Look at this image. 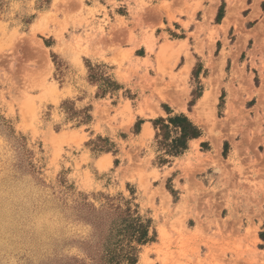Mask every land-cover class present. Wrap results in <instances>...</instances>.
I'll list each match as a JSON object with an SVG mask.
<instances>
[{"label": "rangeland", "instance_id": "rangeland-1", "mask_svg": "<svg viewBox=\"0 0 264 264\" xmlns=\"http://www.w3.org/2000/svg\"><path fill=\"white\" fill-rule=\"evenodd\" d=\"M168 111L202 130L178 156ZM129 243L135 264H264V0H0V264Z\"/></svg>", "mask_w": 264, "mask_h": 264}, {"label": "trees", "instance_id": "trees-1", "mask_svg": "<svg viewBox=\"0 0 264 264\" xmlns=\"http://www.w3.org/2000/svg\"><path fill=\"white\" fill-rule=\"evenodd\" d=\"M220 18V17H219ZM160 117L154 121L158 139L164 156H178L188 148V142L202 135L201 128L196 125L186 114H171ZM161 156V163L168 161ZM128 225L124 227L125 236L131 242L146 243L149 238V226L140 217L127 218ZM129 243L130 250L117 256H110L106 264H135L137 262V248Z\"/></svg>", "mask_w": 264, "mask_h": 264}, {"label": "bare ground", "instance_id": "bare-ground-1", "mask_svg": "<svg viewBox=\"0 0 264 264\" xmlns=\"http://www.w3.org/2000/svg\"><path fill=\"white\" fill-rule=\"evenodd\" d=\"M209 96H211L212 95V97L214 96V94H212L211 92L208 94ZM208 97V96H207ZM163 98H170L168 95H165L164 94V97ZM172 99V98H171ZM173 100V99H172ZM175 104V103H174ZM176 105V104H175Z\"/></svg>", "mask_w": 264, "mask_h": 264}]
</instances>
